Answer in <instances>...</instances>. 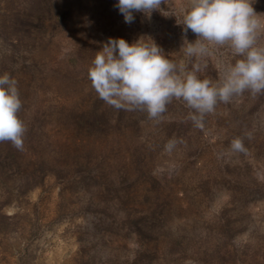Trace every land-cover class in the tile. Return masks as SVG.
<instances>
[{
  "label": "rangeland",
  "instance_id": "1",
  "mask_svg": "<svg viewBox=\"0 0 264 264\" xmlns=\"http://www.w3.org/2000/svg\"><path fill=\"white\" fill-rule=\"evenodd\" d=\"M117 3L0 0V74L26 127L22 149L0 142V264H264V91L203 116L176 98L155 119L108 105L88 67L109 38L150 37L177 74L213 83L243 58L189 57L185 0L131 24ZM252 7L264 24V0Z\"/></svg>",
  "mask_w": 264,
  "mask_h": 264
},
{
  "label": "clouds",
  "instance_id": "2",
  "mask_svg": "<svg viewBox=\"0 0 264 264\" xmlns=\"http://www.w3.org/2000/svg\"><path fill=\"white\" fill-rule=\"evenodd\" d=\"M162 0H118L116 7L125 23L134 22V12L146 17L159 10ZM164 2V0H163ZM185 31L196 39L187 42L186 54L202 57L209 47H229L243 57L227 64L213 83L185 72L164 55L154 40L141 36L129 43L109 38L88 67V77L101 100L116 109H140L151 119L159 117L172 98L183 99L195 113L212 112L217 101L228 102L244 91H264V45H258L264 24L252 7V0H185L181 8ZM184 41V42H185ZM207 42V43H205ZM22 102L17 82L8 73L0 74V142L23 148L26 127L18 113ZM196 117L193 116V119ZM234 147L241 148L236 142Z\"/></svg>",
  "mask_w": 264,
  "mask_h": 264
},
{
  "label": "trees",
  "instance_id": "3",
  "mask_svg": "<svg viewBox=\"0 0 264 264\" xmlns=\"http://www.w3.org/2000/svg\"><path fill=\"white\" fill-rule=\"evenodd\" d=\"M97 117V118H95ZM101 116H93L90 118H85L84 116H80L78 118L75 119V124L76 126H84L86 125L87 129H91L95 126V124H97L100 120Z\"/></svg>",
  "mask_w": 264,
  "mask_h": 264
}]
</instances>
